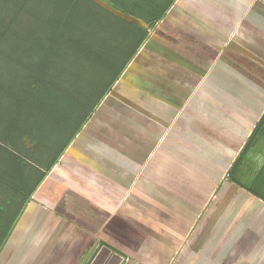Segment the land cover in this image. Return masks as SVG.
<instances>
[{
  "label": "crops",
  "instance_id": "crops-1",
  "mask_svg": "<svg viewBox=\"0 0 264 264\" xmlns=\"http://www.w3.org/2000/svg\"><path fill=\"white\" fill-rule=\"evenodd\" d=\"M126 72L0 264H264V0H176Z\"/></svg>",
  "mask_w": 264,
  "mask_h": 264
},
{
  "label": "trees",
  "instance_id": "trees-1",
  "mask_svg": "<svg viewBox=\"0 0 264 264\" xmlns=\"http://www.w3.org/2000/svg\"><path fill=\"white\" fill-rule=\"evenodd\" d=\"M103 1L143 20L150 28L125 22L91 0H0V98L17 101L20 110L16 119L21 126L28 125L17 140L0 141L4 169L0 171V190L10 199L8 207L19 205L15 218L176 0ZM131 38L136 41L132 52L124 61L117 60V43ZM84 67L104 73L97 80L104 86L79 88L78 73ZM11 125L15 128L18 124ZM15 130L19 132L17 128L9 130L11 135ZM263 133L264 119L232 175ZM2 210L0 221L4 219ZM7 223L2 225L5 233L13 225L12 221ZM3 240L0 238V247Z\"/></svg>",
  "mask_w": 264,
  "mask_h": 264
},
{
  "label": "rangeland",
  "instance_id": "rangeland-1",
  "mask_svg": "<svg viewBox=\"0 0 264 264\" xmlns=\"http://www.w3.org/2000/svg\"><path fill=\"white\" fill-rule=\"evenodd\" d=\"M159 35H160V33L156 34V37ZM135 43H136V41H134L133 38H131V40H129V39L128 40H125V39L120 40V42L117 43V50L115 52V57L117 58V60L124 61L127 58V56L132 52V49H133ZM126 73L127 72L125 71V74ZM78 74L81 76V77L79 76V78H78L79 88H81V89H87L88 90L89 88H91L93 86L94 87L95 86L99 87L97 85H100V87L104 86L103 82L101 84H100V81L97 82V80H100V78L105 76L104 73L98 74L97 71L90 69L89 67H87V68L84 67V70L79 71ZM125 74H123V76ZM93 83H95V85ZM18 110H20V108H19V103L17 101L10 100V99L3 98V97L0 98V141L1 142H3L4 140H8V138L13 139V140H17L19 138V134L21 137V133H22L23 129H28V125L22 124V126H21L20 121H18L16 119V118L19 119V116H17ZM20 116L23 117V114L22 115L20 114ZM15 121L17 122L18 125L14 126V127L17 128L19 130V132H16L17 130H15L14 131L15 135H11L13 133L9 132V130L11 131V130L15 129L11 125V122H15ZM49 135L53 136V132L51 129L49 131ZM55 135H57V134L55 133ZM14 142H17V141H14ZM3 170L4 169L2 167V164L0 163V171H3ZM6 172L8 173V175L13 176V173L11 174L7 170V168H6ZM1 191L2 190H0V208H4V216L6 217L7 212L9 213V211L10 210L13 211V209L11 207H8V204H10V203L7 200H10V199L8 198L7 193H4L3 191H2L3 192L2 193ZM3 201L5 204L2 205ZM17 208H18V206L16 207V209ZM9 219L10 218H6L5 221H8Z\"/></svg>",
  "mask_w": 264,
  "mask_h": 264
},
{
  "label": "water",
  "instance_id": "water-1",
  "mask_svg": "<svg viewBox=\"0 0 264 264\" xmlns=\"http://www.w3.org/2000/svg\"><path fill=\"white\" fill-rule=\"evenodd\" d=\"M91 1L94 2L96 5H98L99 7H101L102 9H104L105 11L111 13L112 15L118 17L119 19H121L125 22L135 24V25L142 27V28H145V29L150 28V26L146 22H144L143 20L138 19V18L131 16L129 14H126L124 12H121V11L113 8L108 3L104 2L103 0H91ZM162 22H163V20H161L159 22V24H161ZM94 258H95V256L92 257V259H94Z\"/></svg>",
  "mask_w": 264,
  "mask_h": 264
}]
</instances>
